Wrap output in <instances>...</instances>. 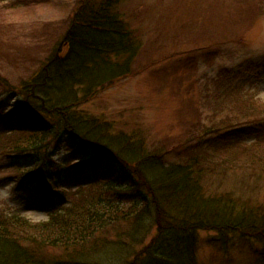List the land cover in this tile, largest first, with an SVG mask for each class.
I'll return each instance as SVG.
<instances>
[{"label": "trees", "instance_id": "16d2710c", "mask_svg": "<svg viewBox=\"0 0 264 264\" xmlns=\"http://www.w3.org/2000/svg\"><path fill=\"white\" fill-rule=\"evenodd\" d=\"M120 4L83 1L41 72L16 94L23 101L9 111L0 105V155L28 161L21 178L39 190L47 215L33 224L0 209V264H198L202 231H214L224 248L233 236L259 245L264 263V204L211 181L234 166L224 157L233 150H205L200 136L185 150L151 151L81 110L90 99L78 102L79 89L94 98L106 77L111 84L130 74L141 51ZM224 97L250 111L239 117L260 112L232 89L217 98Z\"/></svg>", "mask_w": 264, "mask_h": 264}, {"label": "rangeland", "instance_id": "374dc122", "mask_svg": "<svg viewBox=\"0 0 264 264\" xmlns=\"http://www.w3.org/2000/svg\"><path fill=\"white\" fill-rule=\"evenodd\" d=\"M83 1L89 0H0V105L6 111L23 101L16 94L41 72ZM119 10L141 51L131 73L111 84L106 77L94 98L79 89L78 102L90 99L81 110L151 151L185 150L200 136L205 150L229 147L224 157L234 166L215 174L213 188L264 204V0H121ZM229 89L260 112L239 117L250 111L217 98ZM123 148L115 145L114 152ZM99 151L113 161L112 152ZM253 152L263 166L252 163ZM27 162L0 155V209L43 223L40 192L21 178ZM217 240L214 231L200 233L198 264H264L259 245L233 236L224 248Z\"/></svg>", "mask_w": 264, "mask_h": 264}]
</instances>
